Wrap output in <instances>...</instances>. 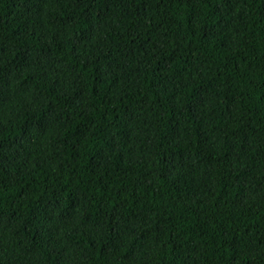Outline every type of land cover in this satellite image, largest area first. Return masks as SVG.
Instances as JSON below:
<instances>
[{
	"label": "trees",
	"instance_id": "trees-1",
	"mask_svg": "<svg viewBox=\"0 0 264 264\" xmlns=\"http://www.w3.org/2000/svg\"><path fill=\"white\" fill-rule=\"evenodd\" d=\"M0 264H264V0H0Z\"/></svg>",
	"mask_w": 264,
	"mask_h": 264
}]
</instances>
